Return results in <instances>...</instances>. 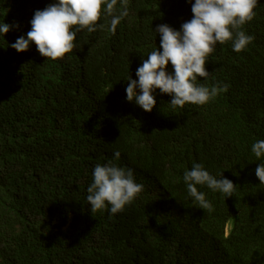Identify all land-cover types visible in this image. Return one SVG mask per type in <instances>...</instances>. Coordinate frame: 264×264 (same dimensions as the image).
<instances>
[{
	"label": "trees",
	"instance_id": "trees-1",
	"mask_svg": "<svg viewBox=\"0 0 264 264\" xmlns=\"http://www.w3.org/2000/svg\"><path fill=\"white\" fill-rule=\"evenodd\" d=\"M53 2L0 0V20L19 24L0 37V264H264V184L251 152L264 139V0L243 26L254 40L239 53L218 43L209 77H198L226 92L173 108L157 89L151 112L126 100V79L159 49L157 25L179 30L192 18L188 0H129L115 34L102 16L104 28L77 33L64 59L8 46ZM117 150L144 189L122 212H92V169ZM194 163L236 185L226 199L197 186L211 212L183 180Z\"/></svg>",
	"mask_w": 264,
	"mask_h": 264
},
{
	"label": "clouds",
	"instance_id": "clouds-1",
	"mask_svg": "<svg viewBox=\"0 0 264 264\" xmlns=\"http://www.w3.org/2000/svg\"><path fill=\"white\" fill-rule=\"evenodd\" d=\"M128 2L119 0L121 10L115 14L118 0H55L42 10H35L26 36H19L8 46L24 52L35 43L38 52L47 59H64L66 54L79 47L77 33L104 28L103 23H98L102 16L110 17L108 30L115 34L121 20L130 15ZM188 3L192 18L183 22L179 30L168 24L157 25L154 32L160 36L159 49L155 47L147 59L142 60L136 69L137 79L131 74L126 79V100L147 112L156 106L157 89L161 94L171 96L169 104L173 108H183L186 104L204 105L226 92L229 85L223 82L211 87L197 83L198 77L206 79L210 75L206 61L218 43L230 41L232 50L239 53L254 40L243 26L257 15L260 0H188ZM13 28H19L18 22L11 24L0 20V37L4 39ZM251 152L261 161L255 175L260 184H264V139L256 140L251 145ZM120 157L121 152L117 150L114 160L98 163L92 169V182L87 187L86 197L92 212H122L143 191L144 184L136 181L134 169L115 162ZM183 180L193 203L209 212L214 206L205 192L198 190V185L219 192L225 199L233 196L236 190L232 180L222 173L218 177L210 174L202 163H194L190 169H185Z\"/></svg>",
	"mask_w": 264,
	"mask_h": 264
}]
</instances>
